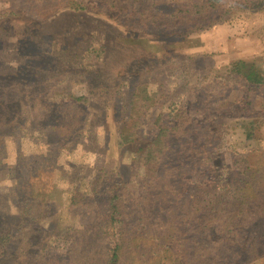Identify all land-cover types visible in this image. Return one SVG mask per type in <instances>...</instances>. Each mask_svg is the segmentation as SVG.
<instances>
[{
  "label": "rangeland",
  "instance_id": "obj_1",
  "mask_svg": "<svg viewBox=\"0 0 264 264\" xmlns=\"http://www.w3.org/2000/svg\"><path fill=\"white\" fill-rule=\"evenodd\" d=\"M28 2L18 0L13 16L0 20V91L11 95L5 109L14 119L0 167V219L6 225L14 218L21 225L16 230L14 258L6 264L24 259L27 249H33L30 254L44 251L50 257L59 255L62 261L73 245L88 251L97 243L111 246L104 227L92 238L82 237L86 231L79 225L78 216L69 211L71 194L88 188L102 170L118 171L129 179L139 150L154 138L155 122L161 114L166 115V123H173L178 111L190 119L191 133L188 139L175 141L168 164L180 169L185 163L187 171L195 175L192 183L211 176L230 183L234 178L232 148L239 153L258 149L264 155V87L227 77L230 66L239 60L255 62L264 71V1L252 2L242 12L233 11L230 22L190 38H159L174 47L176 59L174 67L161 76L170 91L169 103L163 110H149L137 140L123 144L125 147L119 146L122 141L116 135L115 122L117 117L130 115L137 88L129 84L114 108L102 110L100 103L87 94L96 85L93 59L88 53L101 45L109 50L119 33H136L132 31L135 21L127 22L124 16L125 25H119L97 12L80 11L84 4L81 0H62L63 8L44 19L40 14L42 5L34 0ZM164 2L167 11L169 1ZM148 39L159 43V39ZM174 42L180 44H169ZM59 77L70 85L72 93L88 97V103H57L47 98V85ZM158 91V86L144 84L138 88L139 99ZM32 109L46 115V122L38 124ZM128 124L133 127V121ZM249 124L252 128L260 127L258 141H251L245 148L240 132L241 127ZM60 128L67 132L60 133ZM204 130L219 131L230 146L215 152L211 161L199 157L195 149ZM185 144V152L173 151L186 148ZM205 172L207 177H199ZM158 182L170 185L172 172L162 169ZM27 206L32 207L30 215L38 209L40 221L26 214ZM169 224L170 219L165 217L141 224L136 217L129 216L122 231L146 240ZM203 226L207 235L213 232L208 222Z\"/></svg>",
  "mask_w": 264,
  "mask_h": 264
},
{
  "label": "trees",
  "instance_id": "obj_2",
  "mask_svg": "<svg viewBox=\"0 0 264 264\" xmlns=\"http://www.w3.org/2000/svg\"><path fill=\"white\" fill-rule=\"evenodd\" d=\"M17 1L0 0V20L13 16ZM34 1L42 5L40 14L44 19L63 8L62 0ZM87 1L90 4L81 0L84 4L80 5V11L97 12L119 25H125L124 16L127 22L136 23L132 27L136 33H119L109 50L101 45L88 53L93 59L96 85L87 94L89 99L100 103L102 110L114 108L129 84L137 88L130 115L117 117L115 122L116 135L122 141L119 146L125 147L123 144L137 140L149 110H163L169 103L170 91L162 83L161 76L174 67L176 59L173 58L174 47L159 38H190L230 22L231 12H242L252 6V2L264 0H168L167 11L164 0ZM188 19L191 21L187 22ZM149 37L159 39V43ZM227 77L249 86L264 87V71L255 62L239 60L233 63ZM144 84L156 85L159 91L140 100L138 88ZM47 88L50 89L47 98L57 103L74 100L84 105L89 101L85 95L79 97L72 93L74 90L62 77L51 79ZM10 98L11 95L0 91V167L13 131L12 113L5 109ZM24 100L27 103L26 92ZM32 112L38 124L46 122V115L33 109ZM178 112L173 123H166L164 114L157 118L154 138L139 150L129 179L118 171L102 170L88 188L71 194L69 211L78 216L79 225L86 231L82 237L92 238L104 227L111 246L97 243L88 251L73 245L62 261L59 255L50 257L44 251L30 254L33 249H27L24 259L16 260L15 264H264V155L258 149L239 153L232 148L234 178L230 183L215 176L192 183L195 175L187 171L185 163L180 169L168 164L175 141L188 139L191 133L190 119L183 111ZM131 121L133 127L128 126ZM250 125L241 127V145L245 148L251 141H258L256 134L260 127ZM58 130L62 134L67 132L66 128ZM210 132L202 131L201 141L195 147L199 157L208 158L206 161H211L220 149L230 147L225 144V136H219V131ZM185 145L186 148L173 151L183 153L188 147ZM162 169L172 172L170 185L158 182ZM206 173L199 177H207ZM0 204L1 208L3 202ZM31 209L27 206L26 214L40 221L38 209L30 215ZM129 216L136 217L141 224L165 217L170 219V224L161 233L142 240L122 231ZM204 222L213 229L209 235L205 233ZM20 227L14 218L6 225L0 219V264L14 258L16 230Z\"/></svg>",
  "mask_w": 264,
  "mask_h": 264
}]
</instances>
